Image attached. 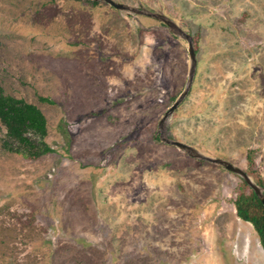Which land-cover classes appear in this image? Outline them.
I'll return each mask as SVG.
<instances>
[{"label":"rangeland","instance_id":"374dc122","mask_svg":"<svg viewBox=\"0 0 264 264\" xmlns=\"http://www.w3.org/2000/svg\"><path fill=\"white\" fill-rule=\"evenodd\" d=\"M91 1L0 0V89L42 111L53 149L9 152L0 123V264H264L234 206L249 186L159 139L186 40ZM113 1L192 36L165 134L264 181V0Z\"/></svg>","mask_w":264,"mask_h":264},{"label":"trees","instance_id":"16d2710c","mask_svg":"<svg viewBox=\"0 0 264 264\" xmlns=\"http://www.w3.org/2000/svg\"><path fill=\"white\" fill-rule=\"evenodd\" d=\"M95 4L96 1H91ZM0 123L5 128L2 146L9 152L20 154L29 159L39 158L53 149L46 142L47 121L42 111L34 104L5 94L0 89ZM248 166L253 167L252 151L246 154ZM255 183L264 186V181L256 177ZM242 185L247 187L242 181ZM240 190L235 199L236 215L250 223L264 251V207L256 194L250 189Z\"/></svg>","mask_w":264,"mask_h":264},{"label":"water","instance_id":"95a60500","mask_svg":"<svg viewBox=\"0 0 264 264\" xmlns=\"http://www.w3.org/2000/svg\"><path fill=\"white\" fill-rule=\"evenodd\" d=\"M98 1V0H93ZM104 1L105 3L109 4L110 6L114 7L115 9L124 12L128 15H134V14H142L149 17H152L161 23H163L164 27L168 29L172 34L179 36L180 38L186 40L187 42V52L189 57V69H188V77L186 80V84L183 88V90L180 92V94L177 96V98L174 100V102L170 105V107L164 112L162 117L160 118L158 122V130H159V139L161 142H164L165 144L173 145L177 147L178 149L185 152L188 156L198 159V160H206L211 163L218 164L222 166L224 169L237 174L242 178V180L252 189V191L256 194L258 199L260 200L262 206L264 207V187L256 184L250 176L239 167L233 165L231 162L216 158V157H210L202 154L199 152L196 148L192 147L189 144L183 143L181 141L171 139L165 134V125L170 117V115L173 113V111L180 105V103L183 101V99L186 97V95L189 92L191 83L193 81V77L195 74V67H196V53L194 50L193 42H192V36L189 33H186L183 31L180 27L176 25L174 21H172L170 18H168L166 15L161 13H156L153 11H146L142 8L138 9L135 7H130L126 4L119 3L113 0H100Z\"/></svg>","mask_w":264,"mask_h":264}]
</instances>
